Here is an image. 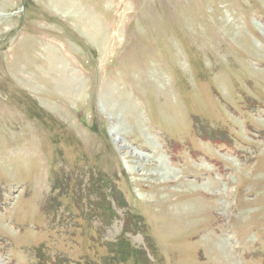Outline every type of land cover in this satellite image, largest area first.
<instances>
[{"label":"rangeland","instance_id":"rangeland-1","mask_svg":"<svg viewBox=\"0 0 264 264\" xmlns=\"http://www.w3.org/2000/svg\"><path fill=\"white\" fill-rule=\"evenodd\" d=\"M0 264H264V0H0Z\"/></svg>","mask_w":264,"mask_h":264},{"label":"bare ground","instance_id":"bare-ground-1","mask_svg":"<svg viewBox=\"0 0 264 264\" xmlns=\"http://www.w3.org/2000/svg\"><path fill=\"white\" fill-rule=\"evenodd\" d=\"M90 30H92V27L90 28ZM72 74L74 75L73 77H71V79L69 78V81H70V83L72 84V87H73V90H75L76 89V92H77V90H78V88L79 87H81V83H82V81H80V80H78V72H72ZM68 88V87H67ZM111 92V91H110ZM80 93V92H79ZM111 100H112V98H111ZM112 102H113V100H112ZM136 155L137 156H142V154H140V153H136ZM154 164H157L156 162H154ZM162 164H163V161H162ZM164 165H165V163H164ZM162 169H160L158 172H161L162 174H164V172L163 171H161ZM165 175V174H164ZM168 179H170L169 177H168ZM228 260H230V261H234L235 262V260L232 258V257H230V258H228ZM232 261V262H233Z\"/></svg>","mask_w":264,"mask_h":264},{"label":"trees","instance_id":"trees-1","mask_svg":"<svg viewBox=\"0 0 264 264\" xmlns=\"http://www.w3.org/2000/svg\"><path fill=\"white\" fill-rule=\"evenodd\" d=\"M130 251H131V249H130ZM131 252H133V251H131Z\"/></svg>","mask_w":264,"mask_h":264}]
</instances>
